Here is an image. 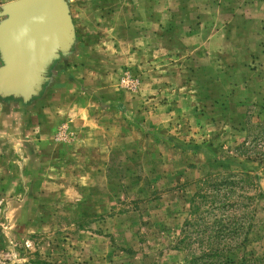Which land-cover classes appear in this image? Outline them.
<instances>
[{"label":"rangeland","instance_id":"374dc122","mask_svg":"<svg viewBox=\"0 0 264 264\" xmlns=\"http://www.w3.org/2000/svg\"><path fill=\"white\" fill-rule=\"evenodd\" d=\"M68 2L71 51L0 96V264H264L259 42Z\"/></svg>","mask_w":264,"mask_h":264},{"label":"water","instance_id":"95a60500","mask_svg":"<svg viewBox=\"0 0 264 264\" xmlns=\"http://www.w3.org/2000/svg\"><path fill=\"white\" fill-rule=\"evenodd\" d=\"M0 16V96L27 101L41 91L52 62L74 44L69 2L11 0Z\"/></svg>","mask_w":264,"mask_h":264},{"label":"crops","instance_id":"0c3cea01","mask_svg":"<svg viewBox=\"0 0 264 264\" xmlns=\"http://www.w3.org/2000/svg\"><path fill=\"white\" fill-rule=\"evenodd\" d=\"M93 7L99 9H147L152 10L154 24L160 25L159 10H190L191 14L185 17V23L221 26L216 33L226 34H253L257 43L255 54L264 56V0H88ZM227 10L228 16L224 17ZM208 9H216L217 14L208 18L203 14ZM157 12L154 15V11ZM230 10V11H229ZM195 12V17L193 13ZM200 13V14H198ZM198 14V15H197ZM199 16V17H198ZM225 26L227 28L225 29ZM225 33V34H224ZM233 38V37H231ZM230 39V37H229ZM58 110V109H57ZM60 111V110H58Z\"/></svg>","mask_w":264,"mask_h":264}]
</instances>
